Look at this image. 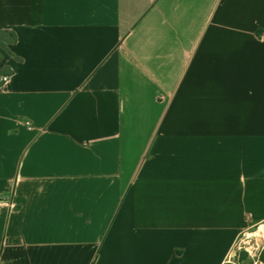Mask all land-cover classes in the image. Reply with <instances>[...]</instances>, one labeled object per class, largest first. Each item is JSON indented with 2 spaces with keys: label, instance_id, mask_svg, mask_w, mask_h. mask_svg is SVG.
Returning <instances> with one entry per match:
<instances>
[{
  "label": "crops",
  "instance_id": "obj_1",
  "mask_svg": "<svg viewBox=\"0 0 264 264\" xmlns=\"http://www.w3.org/2000/svg\"><path fill=\"white\" fill-rule=\"evenodd\" d=\"M0 198V264H236L264 0H0Z\"/></svg>",
  "mask_w": 264,
  "mask_h": 264
},
{
  "label": "rangeland",
  "instance_id": "obj_2",
  "mask_svg": "<svg viewBox=\"0 0 264 264\" xmlns=\"http://www.w3.org/2000/svg\"><path fill=\"white\" fill-rule=\"evenodd\" d=\"M236 264H264V225L246 230L231 259Z\"/></svg>",
  "mask_w": 264,
  "mask_h": 264
},
{
  "label": "built area",
  "instance_id": "obj_3",
  "mask_svg": "<svg viewBox=\"0 0 264 264\" xmlns=\"http://www.w3.org/2000/svg\"><path fill=\"white\" fill-rule=\"evenodd\" d=\"M1 80H2L3 82H6L8 79H7V77H2ZM0 201H2V198H0Z\"/></svg>",
  "mask_w": 264,
  "mask_h": 264
}]
</instances>
